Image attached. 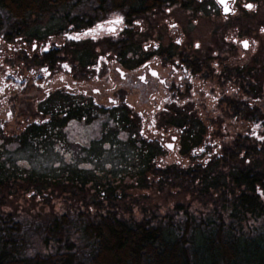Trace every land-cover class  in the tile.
Wrapping results in <instances>:
<instances>
[{
    "label": "flooded vegetation",
    "instance_id": "flooded-vegetation-1",
    "mask_svg": "<svg viewBox=\"0 0 264 264\" xmlns=\"http://www.w3.org/2000/svg\"><path fill=\"white\" fill-rule=\"evenodd\" d=\"M210 1L66 23L45 36L22 24L2 30L0 140L27 148L20 159L38 150L65 165L95 163V141L104 159L117 139L145 141L162 151L150 160L156 164L210 163L219 144L206 142L208 132H251L262 141L260 0ZM200 16L213 23L208 38ZM199 135L205 141L192 144Z\"/></svg>",
    "mask_w": 264,
    "mask_h": 264
},
{
    "label": "trees",
    "instance_id": "trees-1",
    "mask_svg": "<svg viewBox=\"0 0 264 264\" xmlns=\"http://www.w3.org/2000/svg\"><path fill=\"white\" fill-rule=\"evenodd\" d=\"M208 1L0 0V32H13L22 24L23 28L30 27L37 35L45 36L53 29L65 27L66 23L91 22L109 14L143 15L163 11L175 4L180 8L197 7ZM44 17L47 24L42 25ZM72 18L76 21H71ZM55 20L61 22L53 23ZM260 116L264 118V104ZM234 133L238 135L232 146L222 145L219 156H213L210 163L187 168L152 165V157L162 151L135 138L131 146L122 147L120 153L109 154V158L118 160L119 164L112 170L104 166L106 171L95 168L99 162H91L71 166L58 164L61 165L59 171L50 165L51 173L50 169L46 172V169L40 170L38 164L51 160L50 155L41 159L37 156L38 150L31 151L36 154L25 159L31 170L25 169L35 171L47 180L52 179L50 186L62 191L67 185L64 183L70 182V189L81 193V205L75 213L70 210L38 223L16 219L0 210V264H264V170L257 172L245 167L235 171L232 168L227 174L212 175L213 169L230 165L227 159L236 158L241 151L245 154L255 152L254 145L240 146L239 133ZM200 135L196 143L205 141ZM39 143H42L44 153H48L45 150L47 140L42 139ZM23 145L28 143L23 142ZM7 153H11L10 156L3 158L5 152L0 149V174L8 170L16 173V160L26 157L28 149L15 147ZM130 159L134 161L128 163ZM150 173L157 187L174 180L187 184L195 200L203 205L207 199L221 201V209L213 206L209 211L201 208L190 211L178 206L162 216L145 213L140 218H133L128 211L125 217L114 203L117 193L114 187L118 188V182L124 176L145 178ZM75 177L83 179L76 184L73 182ZM97 177L104 179L102 188L98 186ZM86 184L95 189L92 201L88 200ZM217 188H222V192L216 198L212 193ZM97 196L106 202L95 200ZM247 218H252L253 223L248 224ZM28 231L37 235L41 251L28 252Z\"/></svg>",
    "mask_w": 264,
    "mask_h": 264
},
{
    "label": "rangeland",
    "instance_id": "rangeland-1",
    "mask_svg": "<svg viewBox=\"0 0 264 264\" xmlns=\"http://www.w3.org/2000/svg\"><path fill=\"white\" fill-rule=\"evenodd\" d=\"M211 2V1H210ZM82 8H86L85 6ZM172 8V7H171ZM175 8V6H173ZM175 13H178L177 11H174ZM187 13V12H184ZM199 15V13H198ZM194 17V16H192ZM248 18H251L250 16ZM45 19V20H44ZM257 19L261 23V26L264 28V0L259 1V12L257 13ZM61 20H55L53 23H60ZM71 21H76L75 18H72ZM42 22V21H41ZM47 18H43L42 25L47 24ZM49 23V22H48ZM79 22H76L75 24H78ZM200 23V24H199ZM199 33L202 37H209L208 31L213 26V23L209 21V18H206V16H200L198 21ZM54 31V29L52 30ZM55 31H58L55 29ZM207 40V39H206ZM259 43L262 46L261 51L264 50V31H261L259 35ZM262 83V91L264 92V79H261ZM262 105L264 104V97L262 98ZM114 132L107 133V135L112 136ZM12 133H7L5 136L6 139H10L13 137ZM237 133L229 131H217L214 133H207L206 135V142L210 138L211 141L214 140L216 144H219L218 151L222 148V145H229L231 144L237 137ZM254 133L251 132H245L244 134L239 133V137L237 138L238 142L240 143V146L243 144L244 146H255V152H251L249 154H245V151H241L239 153V156L236 158L230 157L227 159L230 165L225 167H217L212 170V175H218V173L227 174L230 169L234 168L235 171H239V169L245 168L249 169L252 168L253 170H256L257 172L264 170V133L259 132L257 136L262 137V141L259 142L258 138L254 136ZM121 139H125L126 135L122 133L119 135ZM211 136H214L213 138ZM108 137V136H107ZM202 138V137H201ZM99 140V139H98ZM105 140V136L101 139ZM8 142L4 144L2 140H0V149L2 148L5 152V156L7 155V158L10 156L11 153H7L11 150H13L15 147L17 148L18 145H14V142L11 140H7ZM100 141V140H99ZM118 143H116V150L115 153H120L122 147H129L130 144H125L124 142H120L117 139ZM197 144V143H192ZM188 145V143L186 144ZM15 146V147H14ZM93 148L89 151V155H99L101 157V154H103V149L100 148V145L98 141H95L94 144H92ZM118 148V149H117ZM106 149V148H105ZM232 149V148H231ZM234 154V150H231ZM45 150H48V153L50 151L49 148H45ZM119 151V152H118ZM51 155V154H49ZM219 155V154H218ZM38 156V155H37ZM54 157V156H52ZM51 160H47L46 163L38 164L40 165V170L46 169L47 172L50 168V165H54V169L59 171L61 165H58L57 163H53L52 158ZM6 159V158H5ZM2 161V160H1ZM118 160H111L108 155H106L105 159L97 160L96 162H99L97 166L95 165L96 169L99 170H105V167H108L110 170L115 169V165L119 164L117 163ZM134 160L130 159L128 160V163H132ZM18 166L16 168V173L7 171L0 174V210L4 211L6 213L12 214L16 219L29 221L32 223L35 222H43L47 220L48 218H51L54 215H57L59 213L72 211L75 213V209H78L81 204L82 198L81 193L78 191H75L74 189H70L69 183L65 186V191L60 190V188L56 189V187L50 186L51 180H47V178L37 175V172L27 171L31 170L30 164L26 162L25 159H18L16 160ZM49 162V163H48ZM51 162L53 164H51ZM153 163V162H152ZM155 164V165H154ZM197 163H177V164H156L153 163L154 166H178L179 168H187L193 165H196ZM37 165V164H32ZM72 164L64 165V166H71ZM249 165V166H248ZM57 167V168H55ZM27 170H26V169ZM98 170V171H99ZM24 171V172H23ZM51 173V169L49 170ZM106 171V170H105ZM245 171V170H244ZM104 172V171H103ZM238 173V172H237ZM209 175H211V172H209ZM76 178V177H75ZM99 178L98 186L99 188H102L101 183L103 178ZM83 179V177L81 178ZM80 179V180H81ZM80 180L76 178L75 182L78 184ZM71 181V180H70ZM154 176L150 174H146L145 178L140 177L138 175H135L133 177L124 176V179L119 180L118 182V188L114 187L116 189V200H114V203L117 210L123 214L125 217L128 215H131L133 218H140L145 213H155L158 216L165 215L166 213H169L170 210L174 207H183L188 208L190 211H195V209L201 208L203 211L205 210H211L214 207H217V209H221V201H213L212 199H207L206 205H203L201 202L195 200V198L190 193V186L187 184L182 185L181 183H178V181H171L170 183L166 184L163 183L160 186H156ZM90 183V182H89ZM227 183H229L227 181ZM59 185V183H58ZM56 186V185H55ZM115 186V185H114ZM86 187L88 188L87 195L88 200L92 201L94 198L92 197V194L95 192V189L92 185L86 184ZM113 187V185H112ZM54 189V190H53ZM222 188H217V191H214L212 194L214 197H218L219 193L221 194ZM227 190V189H226ZM259 191V189H258ZM228 193V191H227ZM101 196V194H99ZM100 196L95 197V200L102 199ZM105 203V199H102ZM202 205V207L200 206ZM219 209V210H220ZM129 211V214L127 215V212ZM222 212V211H220ZM252 218H247L246 221L249 223H253ZM245 225V224H244ZM28 240H29V249L28 252H36L41 251L42 247L38 245V237L36 234H34L33 231H28L26 233Z\"/></svg>",
    "mask_w": 264,
    "mask_h": 264
},
{
    "label": "snow or ice",
    "instance_id": "snow-or-ice-1",
    "mask_svg": "<svg viewBox=\"0 0 264 264\" xmlns=\"http://www.w3.org/2000/svg\"><path fill=\"white\" fill-rule=\"evenodd\" d=\"M219 2L224 3L225 0H219ZM245 7L251 8L252 5H251V4H248V5H245ZM117 22H118V21H117ZM244 44H245V47H247V42H244Z\"/></svg>",
    "mask_w": 264,
    "mask_h": 264
},
{
    "label": "water",
    "instance_id": "water-1",
    "mask_svg": "<svg viewBox=\"0 0 264 264\" xmlns=\"http://www.w3.org/2000/svg\"><path fill=\"white\" fill-rule=\"evenodd\" d=\"M220 5H223V4H225V2L227 1V0H225V2L224 3H221V2H219V0H216ZM223 12H225V10H223Z\"/></svg>",
    "mask_w": 264,
    "mask_h": 264
}]
</instances>
